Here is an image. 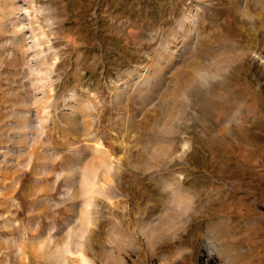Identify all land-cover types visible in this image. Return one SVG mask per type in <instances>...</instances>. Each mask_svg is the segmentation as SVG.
<instances>
[{
    "label": "rangeland",
    "instance_id": "1",
    "mask_svg": "<svg viewBox=\"0 0 264 264\" xmlns=\"http://www.w3.org/2000/svg\"><path fill=\"white\" fill-rule=\"evenodd\" d=\"M0 264H264V0H0Z\"/></svg>",
    "mask_w": 264,
    "mask_h": 264
}]
</instances>
